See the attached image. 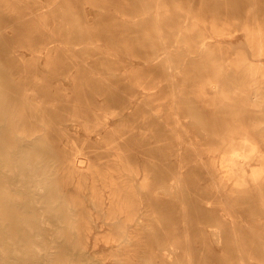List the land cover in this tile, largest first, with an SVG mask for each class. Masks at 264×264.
<instances>
[{
    "label": "rangeland",
    "instance_id": "obj_1",
    "mask_svg": "<svg viewBox=\"0 0 264 264\" xmlns=\"http://www.w3.org/2000/svg\"><path fill=\"white\" fill-rule=\"evenodd\" d=\"M131 1L133 0H123L122 2L128 4ZM154 2L155 0H147L136 11H126L117 2H110L109 0H0V6L2 8L8 7L9 11L15 16L20 17L23 14V17H27L33 21L31 24L32 31L28 32V35L36 36L40 31H44L46 35L44 39L38 41L39 43L20 41V43L15 44L12 48V51L20 54L19 62L21 70H27L32 67L37 69V74L34 73V76H30L29 80L24 74L20 76V82L26 84L22 87V92H25L26 95L24 97L28 98L25 101V98L22 97L23 102H20V111L26 114V118L32 123L29 127L30 129H36V125L43 127L45 131L49 130L54 132L60 130L58 142L56 143L59 148L68 147L70 149L82 150L91 158L92 164L99 166L102 170H108L111 167L112 169L115 168L111 161V155L113 154L122 155L125 162L139 167L140 170L147 163L164 164L169 169V173L160 182L155 181L154 174H150L152 176L149 182L150 193H153L156 197H160V200L173 203L175 206L173 216L181 217L183 212L187 213L190 210L189 207L184 206V201L188 196L182 192L195 186L192 180L185 179L178 183L175 179L177 178V172L181 171L185 174L187 173L186 169L194 168L195 166L202 169L204 172L203 177L197 185L208 189L207 193L200 195V200L202 201L203 208L206 210L207 216L212 218L210 222L196 223L188 217L186 220L172 225L162 215L155 214V218L152 217L157 219L155 223L157 228L156 239L158 241L164 240V247L171 256L169 264H264V255L257 257L255 254V250L258 249L259 244L242 242L243 233L250 232V228H253L252 231H256L259 228L260 218L257 213L259 211L264 212V206H262V196H264V193L260 194L258 189L251 186L247 188L250 193L242 187L238 193L230 195L228 190L222 187L221 190L215 189L217 186L213 183L212 178L208 176L207 172V170L213 168L210 165L211 163L218 165L221 162L220 156H223L225 152V145L229 144L234 137L237 138L238 134L235 133L237 131L247 129L256 138L259 153H264V140L262 139L264 125L259 127L252 126V123L255 121V114L246 107L249 92L247 84L241 85L240 91L233 92L231 90L226 97H219L209 93V88L206 85L208 80L215 76L218 69H220L217 79L219 80L218 82L226 81L229 87H232V82L239 84L245 83L243 81L245 80L244 78L240 80L241 77L232 66L231 59L235 57L238 49H242L249 61L255 60L248 45L246 38L247 31L245 28L247 26H261L264 33V0H217V4L214 6H209L211 0H176V3L170 2V0H161L162 5L159 11L165 16L170 15L173 20L171 21L172 24H176L177 27L170 28L169 30L167 29L166 19L160 23L156 22L154 17ZM52 4H59L63 12H56L54 7L51 6ZM185 8H190L191 13L187 14L184 11ZM42 12L48 21L46 24H42L43 22L40 19V13ZM104 13L107 14L105 16V22L97 23L99 17ZM199 14L205 20V22H199L202 27L195 28L192 31H186V34H183L184 31H180L178 26H191L193 21H195L193 15L198 16ZM107 19L110 21H107ZM139 19L151 20L141 25L138 28L139 30L136 31L133 25L136 26L135 22ZM213 22H217L218 24L227 22L230 25V30L222 36H213V38L204 40L205 42L217 41L219 44L216 46L207 47V49L206 47L195 45L194 43L200 40L201 34L210 35L208 28ZM123 23L130 25V27L128 29L124 28L121 32L115 31L113 35L110 33H101L104 26H116ZM156 26L162 28L160 32L156 30ZM56 27L63 30L60 33H58V30H55L54 34H52L50 29ZM3 30L9 36L14 35V32L10 28L5 27ZM67 30H70V33L66 32ZM175 33L181 38V43L175 41L173 35ZM157 40L163 42L168 41V44L172 45L169 49L170 57L173 64L178 65L177 70L172 69L168 72L165 70V72V67L162 64L142 68L144 67V59L150 54L158 52V49L154 46ZM186 41L194 42L193 44L195 46H189ZM160 47L164 48L165 44H162ZM136 48L138 54H135V56L132 51ZM76 49L78 50L77 57L86 60L77 63L81 65H86L87 61H94L100 57L98 55L90 56V54L86 53L87 51L103 49L112 52L110 59L113 61L111 62L110 69H102L100 71L101 73L97 74L91 72V75L99 79L115 82L114 88L119 90L123 95L125 106L119 107L115 105L109 108L104 107L102 103L103 97L95 95L94 99L101 102H95L94 104L81 107H77V103L73 102V106H70L66 111L58 110L60 118L58 116L53 121L45 118V122L41 121L43 118L36 116L37 112H40L37 109L46 108L47 110H57V104L55 101L42 99L31 83L46 82L50 91L60 92L62 96L70 100L76 99L77 96L73 86L75 80L72 76V73L76 72L75 69L65 70L57 77L51 76V71L59 66L57 61L65 57H60L56 51ZM122 61L132 62L133 67L126 66V62ZM171 74L175 76L172 77ZM173 80L177 84V96L180 99L178 115L169 111L173 97L170 94L171 91L167 88V84ZM144 91L157 93L150 97L140 94V92ZM135 92L138 94H134ZM132 100L135 102L139 100L140 102H137L135 106L129 108L127 105ZM158 107L161 108L159 117L154 118L151 122L149 116ZM195 107L201 109L203 112L202 115L194 114L192 108ZM83 111H87L89 116L81 117L80 112ZM114 114H118V116H114ZM260 115L264 116V105L261 107ZM177 118L181 122V125L178 127L174 125ZM119 119L125 120V123L128 125L122 131L115 126ZM104 120H108L113 125V128H101L100 124ZM46 122L51 123L49 127L46 126ZM145 124H147V127L143 129L142 127ZM65 128H68L70 134L76 140H71L70 136L65 133ZM152 129L161 130L160 136L163 137V141L160 140V143L151 142ZM133 132H136L140 140H144V143H142L143 146L137 142V144L133 142L121 146L118 145V141L129 137ZM53 136L49 132L46 137L47 139L43 143L47 146H50L52 143L54 144L52 140ZM24 138V136L18 135L20 148L22 146L21 141ZM155 138H158V135ZM152 145L163 147L166 154L169 155L167 160H154L140 153L143 148L151 147ZM178 149L182 157L176 158L174 155L170 156ZM29 153L31 154V152H28L26 155H29ZM38 161L46 162L45 164H49V167H52L50 170L55 169L53 172L55 171L56 173L59 165L63 167L62 163L65 162V158L52 163L43 160ZM178 162L182 164L183 168L179 169L180 164ZM234 162L240 164L245 161L236 159ZM254 162L252 161L251 163L253 164ZM243 166L248 168L247 164ZM48 177L49 175L46 174L43 177H39L40 180L37 178L36 181H42L48 189L53 188L58 197L57 202L61 200L62 202L60 203L66 205L63 208L66 211V215L69 218L75 217L73 219L77 220L79 217L76 218L73 215H76L78 209L71 204L72 196L73 194H78L82 198L87 199L89 190L80 192L76 191L75 188L80 184H90V180L73 181L67 172L64 176L57 177L55 175L52 178ZM56 178L58 180L55 182ZM139 179V177L134 178V186L138 187ZM50 181L55 185L51 187L49 183L52 184V182ZM58 186L62 187L63 190L59 191ZM117 188L116 194L128 195L124 187V190H119V183L117 184ZM25 191V185L21 184L20 192ZM47 192L43 191L42 193L47 194ZM137 195L143 199L139 189L137 190ZM246 196H249L251 209L247 205L248 199ZM33 199V197L28 196L25 202L30 207V211H32L34 219L40 227V237L36 241L45 251L46 257H48L49 252H52L50 250L57 248L53 253L58 252L57 246L60 244V246L64 245L66 250V253L62 254L64 258L62 255L59 256L63 262L68 259V263L73 261L76 258L74 257L75 254H78L80 251L84 257H81L80 261L79 259L78 261L82 264H116L118 257H112L109 251L113 250L116 252L119 247V242L111 244L100 242L96 248L90 250L94 232L104 231L107 226L105 222L103 223L98 220L92 222L93 230L86 240L87 247L85 248L87 250L82 247L80 249L79 245L74 250L73 244L79 239H77L79 234L77 227L79 223L74 221L75 224L70 221V223H66V226L65 223L57 222L56 218L53 220V216L55 215L54 206L44 209L41 203L42 201H39L40 204L37 202V206L35 203L36 200L34 199V202ZM115 199L118 200L119 198ZM225 200H227V204L223 202ZM229 206L230 208H228ZM88 208L90 213H95L99 210L90 203H88ZM41 209H44V211H40ZM51 210L54 211H52L54 214ZM238 214L240 218L237 217ZM42 217H45L48 222L43 223ZM117 222L118 220L114 221V223ZM225 223H228L232 228L226 229L224 227ZM62 224L63 227H60ZM65 227L66 229L68 228L67 234L70 237L69 242H67V239L62 241L63 238H59L57 240H61L55 242L54 238L56 235L54 234L61 231V228L62 230L65 229ZM128 227L130 229V225ZM203 229L209 230V235L206 239H202L200 235V230ZM226 230L228 232L231 231L229 236L226 235ZM261 230H257L258 233L261 234ZM262 235L264 238V233ZM54 243L57 245H54ZM78 249L80 250L78 251ZM82 249L83 251H81ZM209 250L215 252L216 256H218L217 263H208L206 261ZM72 251L75 252L72 254ZM225 252L232 254L233 259L224 257ZM70 253L72 256H70ZM71 257L73 258L71 259ZM145 259L144 264H152L153 260L149 256L146 255ZM78 261L75 262L80 264Z\"/></svg>",
    "mask_w": 264,
    "mask_h": 264
},
{
    "label": "bare ground",
    "instance_id": "obj_2",
    "mask_svg": "<svg viewBox=\"0 0 264 264\" xmlns=\"http://www.w3.org/2000/svg\"><path fill=\"white\" fill-rule=\"evenodd\" d=\"M109 1L117 2L126 11H136L147 0H133L128 4H124V2H122L123 0ZM175 1L176 0H170V2L176 3ZM154 3V17L156 19V22L160 23L164 21V19H166L168 30L170 28L176 27V24H172L171 21L173 20L170 15L165 16L159 11L162 5L161 0H155ZM216 4L217 0H211L209 6H214ZM51 6L54 7V10L56 12H63V9L60 8L59 4H52ZM184 11L187 14L191 13L190 8H185ZM106 15L107 14L104 13L101 17H99L97 23L105 22ZM40 16V19L43 22L42 24H46L48 21L45 14L42 12L40 13ZM193 16L195 21H193L191 26H178L180 31H184L183 34H186V31L195 30V28H201L202 26L199 22H205L201 14H199L198 16ZM150 20H136V26L133 25V27L137 31L139 30L138 28L141 25ZM107 21L110 20L107 19ZM32 22L33 21L31 19L23 17V14L20 17L15 16L11 13V11H9L8 7L2 8L0 6V264H76L77 262L75 261H78V259L80 261L81 257H84L79 250L81 249V247L87 250L85 248L87 247L86 240L92 233V222L97 220L103 223L105 222L107 226L104 231L97 230L98 232H94L93 243L90 250H92V248H96L100 242L104 244L119 242V247L116 252H114L113 250L109 251L112 257H118V261L116 262V264H144V261H146V255L153 260L152 264H169L171 256L169 253H167V250L164 247V240L158 241L156 239L157 228L155 223L157 222V219H154L155 214L162 215V217L172 225H176L178 222L186 220V218L188 217H190V219H192L196 223L210 222L212 218L207 216L206 210L203 208L202 201L200 200V195L207 193L208 189L197 185V183L201 182L204 172L198 166L186 169L187 173L185 174H183L181 171L177 172V178L175 179L178 183H180L181 180L185 179L192 180L195 186L182 192L184 195L188 196V198L184 201V206L189 207L190 210L187 213L183 212L181 217L173 216V210L175 207L174 204L170 201L160 200V197H156L153 193H150L149 182L152 178L150 174H154L155 181L160 182L163 181L165 176L169 173V169L164 164L157 165L156 163H147L144 165V168L140 170L139 167L130 165L129 163L125 162V159L124 157H122V155L113 154L111 155V161L113 167L115 168L112 169L111 167V169L102 170L99 166H94L91 162V158L82 150L74 148L70 149L68 147L59 148L56 143L58 142L60 130L54 132L49 130L45 131L43 127L36 125V129H30L29 127L32 123L28 121V119L26 118V114L20 111V102H23L22 97L26 95L25 92H22V87H24L26 84L20 82V76L24 74L25 77L27 76V79L29 80L30 76H34V73H36L37 69L35 67H32L27 70H21L19 62L20 54L12 51V48L15 44L20 43V41L27 43H37L38 41H41L45 38V32L40 30V32H38L36 36H30L27 34L28 32L32 31ZM5 27L10 28L12 32H14V35L9 36L5 32V30H3ZM128 27H130V25H127L126 23L118 24L116 26H104L101 30V33H110L113 35L115 31L121 32V30H123L124 28L128 29ZM161 29L162 28L157 27L156 30L160 32ZM208 29L210 31V35L201 34L200 40L196 41L195 43L186 41V43L191 47H194L195 45L206 48L214 45L216 46L217 44H219L217 41L205 42L204 40L207 38H213V36L224 35L227 31L230 30V25L227 22H224L223 24L213 22ZM245 29L247 31L246 38L248 41V45L255 60L249 61L242 49H238L235 53V57L231 59L232 66L234 67L237 74H239L241 77L240 80L244 78L245 80L243 81H245V83L239 84L237 82H232V87H229L226 81L218 82L219 80L217 79L220 73V69H218L215 73V76L211 77L206 85L209 88V93H212L219 97H226L231 90L233 92L240 91L241 85L247 84L249 92L247 95V106H245L255 114V121L252 123V126L259 127L264 125V116L260 115L261 107H263L264 105V33L261 26H247ZM50 30V32L54 34L55 30H58V33H60L63 29L56 27L51 28ZM69 31L70 30H67L66 32ZM173 35L175 41H177L178 43L182 42L177 33ZM162 44H165L164 48L160 47ZM154 46H156L158 52L155 54L152 53L148 57H146L144 59V67L142 68H149L152 65L162 64L165 67V69L163 68L164 71L167 70L168 72L172 69L177 70L178 65H174L170 57L169 49L172 45H169L168 41L163 42L161 40H157ZM56 53L60 57H65L57 61L59 63V66L51 71V76L57 77L65 70L75 69L76 72H73L72 76L75 80L73 86L77 98L70 100L62 96L60 92L50 91L46 82L31 83L35 91H37V94L40 95L42 99L52 100L57 104V110H47L46 108L37 109V111L40 110V112H37L36 116L43 118L41 119V121H44L45 118H48L50 121H53L54 118H57L58 116L60 118L58 110L66 111L70 106H73V102L77 103V107L94 104L95 102H101L94 99L95 95L103 97L102 103L104 107L109 108L115 105L119 107L125 106V99L123 98V95L121 94V92H119V90H116L114 88L115 82L106 79H99L91 75V72L97 74L101 73L100 71H102V69H110L111 62L113 61L112 59H110V56H112L111 51L103 49H97L96 51H87L86 53L90 54V56L98 55L100 57L96 58L94 61H87L86 65L77 64L79 61H86L83 58L77 57V49L66 51L57 50ZM132 53H134V55L138 54L137 48L133 50ZM122 62H126V66L133 67V63L130 61ZM100 64L103 65L100 66ZM171 76L174 77L175 75L171 74ZM167 88H169V91H171L170 94L173 97L172 105L169 111L174 113L175 115H178L177 112L180 109V99L177 96V84L175 80L168 83ZM156 93L157 92L152 91L140 92V94L150 97L155 95ZM134 94L138 93L135 92ZM26 99L28 98H25V101ZM137 102L140 101L137 100ZM137 102L132 100L127 106H129V108H132L136 105ZM192 109L194 114L196 115H202L203 113L199 108L195 107ZM160 111L161 108H155V111L150 114L149 120L152 122L154 118H158ZM80 116L88 117L89 113L87 111H83L80 112ZM114 116H118V114H114ZM125 122V120L119 119V121L115 125L116 128L120 129L121 131L127 128L128 125ZM45 124H47L46 126L49 127L51 123L46 122ZM100 125L103 129L113 128V125L108 122V120H104ZM174 125L176 127L181 125V122L178 121V118L175 120ZM145 127H147V124H145L142 128L145 129ZM64 131L66 134H68V136H70L72 141L76 140V138L70 134L68 128H65ZM49 132L54 135L52 137L54 144L52 143L53 145L51 144L50 146H47L43 142L47 139L46 137L48 136ZM235 133L238 134V136L237 138L234 137L233 139H231L229 144L225 145V152L223 156H220L221 162L218 165H216L215 163L210 164L211 166H213V168L211 169L213 171L210 172L211 170H207L208 176L212 178L213 183L217 186L215 187V189H226L228 190L230 195L238 193L242 189V187L248 193H250L247 188L251 186L258 189L260 194L264 193V153H259L258 142L254 135H251V133L247 129H243ZM18 135H22L25 137L21 141V148ZM157 135L158 138H155L157 137ZM160 135V129H152L151 142L160 143V140L163 141V137ZM262 139L264 140V133L262 135ZM143 141L144 140L139 139V136H137L136 132H133L129 137L123 140L121 139V141H118L117 143L121 146L123 144L137 142L141 144V146H143ZM164 150L165 149L163 147L152 145L151 147L143 148L140 153L154 160L162 159L165 161L167 160L169 155L166 154ZM28 152H31V154L29 153V155H26V153ZM173 155L176 158L180 156L182 157L179 149L172 153L170 156ZM61 157L65 158V162L62 163L63 167H60L59 165V169H57L56 173L55 171L53 172V170L55 169H53L52 171L50 170L52 167H49V164H45L46 162L43 163L41 161H38L43 160L52 163L56 162V160L62 159ZM236 159H240L245 162L236 164L234 162V160ZM252 161L255 162L252 164ZM178 163L180 164V162ZM245 164H247L248 168L243 166ZM181 168H183L182 164H180L179 166V169ZM66 172L69 176H71V179L73 181L79 182L80 180H90V184H80L75 188L76 191L80 192L89 190L87 199L82 198L78 194H73L72 196L71 204L78 209L76 215H73L76 216V218L79 217L77 220H74L75 217L69 218L68 215H66V211L63 210L66 205L60 203L62 202L61 200L60 202H57L58 197L56 196L55 190L53 188L48 189L42 181H36L37 178L40 180L39 177H43L46 174L49 175L48 178H52L55 175H57V177L64 176ZM136 177L140 178L138 187L134 186L133 183L134 178ZM57 180L58 179L56 178L55 182ZM118 183L119 190H124L125 188L128 195L124 196L122 194H116V191L118 190ZM21 184L25 185V192H20ZM49 184L51 187L52 185H55L53 182L52 184ZM138 189L142 193L143 199L139 198V196L137 195ZM58 190L62 191L63 188L58 186ZM43 191H48L49 194L47 192L48 195L46 193L45 195L44 193H42ZM28 196L33 197L36 200L35 202L33 199L36 204L37 202L38 204H40V202L42 201L41 203L44 209H47L50 206H54L55 212L51 210V212L53 211L55 213V215L53 216V220L56 218L57 222L65 224L70 223V221L79 223V226L77 227V229L79 230L77 239H79L76 240L73 244L74 250L77 248V245H79L80 247V249H78L79 253L75 254L74 256L76 257L74 259L77 260L73 259V261L68 263L69 259H65L66 261L63 262L59 256L66 253V250L64 248L65 246H60V244H58L57 246L58 252L53 253L54 250H57L56 248L50 250L52 252L48 253V257L45 256V251L36 241L40 237V227L37 225L32 211H30V207L25 202V199L28 198ZM248 197L246 196V198L248 199L247 205L251 209V204ZM115 198L119 199L116 200ZM223 202L225 204L228 203L227 200ZM262 202V206H264V196H262ZM88 203L94 205L99 210L95 213H90V211H88ZM228 208H230V206ZM44 209H41L40 211H44ZM45 212H47V210H45ZM257 214L260 218L258 226L259 228L256 229V231H252L253 228H250V232L243 233L242 242L259 244L258 249L255 250L256 256L259 257L264 255V238L262 235V233H264V212L259 211ZM237 217L240 218V215L238 214ZM115 220H118V222L114 223ZM42 222L47 223L48 220L45 217H42ZM129 225L130 229L128 227ZM60 227H63V224ZM224 227L226 229L232 228V226L230 227L228 223H225ZM65 229L62 230L61 228V231L54 234L57 237H55L56 240L54 238L55 242L60 241L61 239L57 240L59 238H63L62 241L64 239H67V242H69L70 237L67 234L68 228L66 230ZM260 229H262L261 234L257 231ZM200 231L201 238L206 239L209 235V230L203 229ZM230 232L226 230V235L229 236ZM251 232L254 234H252ZM54 245L57 244L54 243ZM81 251H83V249ZM74 252L72 251V254ZM231 255L232 254H228L225 252L223 256L228 259H233ZM70 256H72L71 253ZM86 256H88V254H86ZM217 257L218 256H216L215 252L209 250L206 261L208 263H217ZM72 258L73 257H71V259Z\"/></svg>",
    "mask_w": 264,
    "mask_h": 264
}]
</instances>
